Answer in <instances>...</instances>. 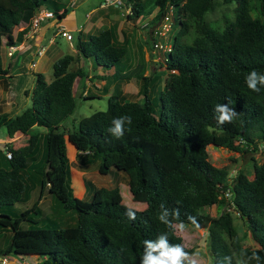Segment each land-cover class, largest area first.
Listing matches in <instances>:
<instances>
[{
    "label": "trees",
    "instance_id": "obj_1",
    "mask_svg": "<svg viewBox=\"0 0 264 264\" xmlns=\"http://www.w3.org/2000/svg\"><path fill=\"white\" fill-rule=\"evenodd\" d=\"M60 1L0 0V82L7 74L4 45L14 46L24 37L22 32L15 42V28L32 23L44 5L50 11L49 6H55L52 12L62 22L69 10ZM127 3L132 14L129 19L157 10L154 23L175 8L174 28L180 27L172 51L165 54L166 69L171 73L166 90L158 91L160 113L157 99L152 101L148 94L162 74L148 78L127 70L129 47L119 43L116 27L85 40L79 36L78 53L55 62L51 83L43 74H36L34 88L27 92L32 106L16 116L0 114V129H6L10 141L31 135V145L26 149L6 146L12 159L2 154L0 232L9 230L12 237L6 249L0 247V257H36L40 264H140L144 240L167 232L172 243L184 247L175 225L196 227L188 219L191 215L201 227L209 219L206 210L217 205L234 208L247 224L253 246L244 245L233 216L224 212L211 221L209 228L214 264H264V163H254L253 177L240 172L235 183L229 184V169L215 167L208 153L210 146L247 154L264 145V88L254 92L246 84L252 70L264 74V0ZM234 3V21L225 18V28L217 29L208 16L218 5L229 8ZM89 59L95 70L115 69L112 76L95 75L94 79H141L140 93L146 95V101H126L115 94L108 111L94 114L90 127L61 132L62 123L77 107V80L89 77L83 68ZM72 65H78L77 70L71 71ZM105 91L107 94L109 88ZM90 98L94 96L86 97ZM217 104H228L236 110L231 123L218 124L214 111ZM121 116H130L132 123L126 124L124 135L116 138L108 129L112 120ZM41 128L47 133H36ZM66 136L78 150L83 166L100 160L101 175H109L112 169L126 173L131 194L135 201L147 203L146 209H131L124 204L118 188L98 189L93 183L88 184L93 191L92 202L77 198ZM35 175L36 179L32 177ZM37 190L40 196L33 207L13 217L12 211L21 203H29ZM46 191L63 204L66 212L77 213L74 225L59 230L35 226L38 222L32 215L41 214L39 202ZM128 209L136 213L135 220L125 215ZM174 209L179 210V217L173 220L175 230H170L158 216L168 211L171 219ZM23 222L29 224L28 229H22Z\"/></svg>",
    "mask_w": 264,
    "mask_h": 264
},
{
    "label": "rangeland",
    "instance_id": "obj_2",
    "mask_svg": "<svg viewBox=\"0 0 264 264\" xmlns=\"http://www.w3.org/2000/svg\"><path fill=\"white\" fill-rule=\"evenodd\" d=\"M138 2L145 3L147 0H137ZM220 1V0H218ZM104 0H81L76 3L75 6H71L72 2L69 0H61L60 3L63 7L69 10V15L62 22L70 25L73 22L77 29L85 28L87 23L94 21V18L98 16L104 10L110 11L109 9H114V18L112 21L116 23L118 41L120 44H127L129 47V58L126 61L128 65L127 70L133 71L134 73H140L141 76L152 77L157 74H162L161 79L155 86V89L150 87L149 97L152 101L157 99V110L161 111V100L159 90L165 91L166 84L170 75V71L166 69L165 64V51L154 49V41L158 40V35L156 33L159 31L162 21L154 23L157 10H148L142 17H134L129 19L131 14L130 4L121 5L120 7H110L107 9H102L101 5ZM49 5V4H48ZM237 6L234 3L229 8L222 4L218 5L216 10L208 16V19L214 23V26L217 29L225 28V18L229 21H234L235 13L234 9ZM47 5H44L42 9L44 11H50ZM52 11H55V6H49ZM64 8V9H65ZM151 9V8H149ZM172 9V8H171ZM174 11V10H173ZM175 12V11H174ZM55 13V12H54ZM39 15V12L36 14V17ZM56 18L52 21L59 23V18L55 15ZM117 16V17H116ZM172 20L174 21L173 17ZM50 20H42L38 27H33L36 32L42 23H47ZM180 26H175L173 32L169 35L170 39H175L176 34L179 32ZM105 27L101 26L98 31L94 29L92 35H98L99 32L104 30ZM15 32V30H14ZM79 32L76 30L73 34V41H67L65 38H59L56 44L57 50L52 49V55L54 56L58 51L65 55H74V50L77 49V43L79 38ZM84 40L86 38H83ZM191 41L190 39L188 40ZM171 42V43H172ZM6 43V42H5ZM4 43V44H5ZM14 46L4 47L15 48ZM42 57L44 55L45 49L40 50ZM84 69L87 72L88 76L86 79H78L75 85L76 91V103L77 107L73 115L66 119L60 128L61 132H74L79 131L85 127H90V120L94 114L98 112H106L109 109L111 100L114 98L115 94H119L120 97H123V100L140 102L143 103L146 101V95L140 93L143 81L137 77H133L131 81H115L112 78L108 81H103L101 79H94L93 76H112L115 73V69L107 70L104 67L95 70L93 66V60L84 61ZM78 65H72L70 70H77ZM46 80L48 83H51L54 80V65L50 67L47 71ZM108 83V86L106 84ZM82 84V85H81ZM84 86V87H83ZM34 87V86H33ZM109 88L108 93L106 94V89ZM33 89V88H32ZM31 89V90H32ZM78 91L81 93L78 95ZM85 91L89 92L88 95L85 94ZM154 91V93H153ZM106 94V95H105ZM94 96V98L86 99V97ZM32 106V99L30 98L27 101V105L18 112L17 115L21 114L26 108ZM16 116V114L14 115ZM42 132L47 133L46 129H40ZM43 134V133H41ZM6 129H0V143L4 139H7ZM68 137V136H67ZM9 140V139H8ZM68 154L70 161L73 162V171H72V186L74 188V194L79 199H84L87 202L93 201V191L89 183H93L98 189H116L118 188L123 197V202L126 206L137 211H143L147 207L145 202H137L131 194L129 187V176L124 172H119L117 169H112L109 175H101L99 172V167L101 161L98 160L89 166H83L80 162L78 151L74 150L73 145L69 142L68 139ZM6 141V140H5ZM72 146H70V145ZM6 149V148H5ZM4 147L0 146V168L4 157L2 154L6 155V150ZM209 161L217 168H227L230 171V177L228 179L229 184H234L236 178L240 172H244L246 175L254 176V163L263 164L264 163V145L258 151L250 152L247 154H240L230 152L223 148H217L215 146L208 147ZM41 159V158H40ZM41 161V160H39ZM9 169V167H8ZM33 174V173H32ZM36 179L37 175L32 176ZM88 185V187H87ZM40 188V186H39ZM37 187V189H39ZM40 196V190L32 192L31 200L27 204H19L13 214V217H20L21 214L33 207L36 201H38ZM41 207V214H33L32 218L37 224L36 227H50L54 230L64 229L69 226H72L76 223L75 218L77 213L75 212H66L64 210L63 204L54 199L49 191L44 193L41 201L39 202ZM209 215V219L205 221L204 225L196 228L190 225H183V231H181V225H175L176 233L179 237L183 239V245L187 250H192L191 254L198 255L199 264H214L213 256L210 250V235L209 228L211 221L218 218L222 213L229 212L234 218V224L240 235L245 246H253V240L248 230L247 224L240 217V215L234 210L232 206L228 207H219L217 205L206 210ZM29 224L27 222L22 223V229H28ZM12 232L9 230H4L0 232V247L1 249H6L11 242ZM9 264H40L38 258L36 257H23L21 259L10 258Z\"/></svg>",
    "mask_w": 264,
    "mask_h": 264
},
{
    "label": "crops",
    "instance_id": "obj_3",
    "mask_svg": "<svg viewBox=\"0 0 264 264\" xmlns=\"http://www.w3.org/2000/svg\"><path fill=\"white\" fill-rule=\"evenodd\" d=\"M67 2H69V0H67ZM109 10L110 11L104 10L101 12L94 18L93 22L87 23L86 27L83 29H77L73 22L67 25L63 22H53L52 19L47 23H42L36 32L34 31L32 23H22L20 26L16 27L13 33L15 42L19 34L22 32L25 33L21 43H16L15 47L17 50L15 51L14 57L10 58L7 56L8 47H3L2 49L3 67L7 74L5 80L0 82V114L17 115L18 112L27 105V101L31 98L27 95V92L34 88L36 74L41 73L45 76L50 67L63 57L61 51H58L54 56L51 52L52 49H58L56 44L59 38H63L60 35L63 29L71 31L73 34L77 30L80 34L79 36L88 38L89 35H92L91 32L94 31V29H97V32L101 26H104L105 29L114 28L116 23L112 24V21H115L113 20L115 17V10ZM42 48L45 49V52L42 57H39V52ZM77 53L78 51L74 50L73 54L76 55ZM98 69H100V67ZM80 93L81 91H78L77 94L79 95ZM37 132L44 134L40 129L36 130V133ZM66 139L69 140L67 136ZM7 145L15 150L26 149L31 145V135H23L12 141L8 140L7 136V139H4L2 143H0V146H3L5 149ZM72 147L76 152V147L74 145Z\"/></svg>",
    "mask_w": 264,
    "mask_h": 264
},
{
    "label": "clouds",
    "instance_id": "obj_4",
    "mask_svg": "<svg viewBox=\"0 0 264 264\" xmlns=\"http://www.w3.org/2000/svg\"><path fill=\"white\" fill-rule=\"evenodd\" d=\"M246 84L249 89L254 92H259L261 88H264V74L258 73L256 70H252L246 77ZM217 122L220 125L225 123H231L237 116V112L234 108L229 107L228 104H217L214 108ZM132 123L130 116H121L112 120V126L108 131L120 138L124 135L125 125ZM163 207V205H161ZM125 215L130 220L136 219V213L131 209H128ZM169 212H161L158 219L168 229L175 230L173 227V220L179 217V210L174 209L171 213V219L169 218ZM189 221L199 227L198 221L194 216H188ZM183 225H181V231H183ZM258 259V257H255ZM140 264H199L198 255L190 254L181 244L172 243L169 240L167 232L159 234L155 239H146L143 241V254L140 257Z\"/></svg>",
    "mask_w": 264,
    "mask_h": 264
},
{
    "label": "built area",
    "instance_id": "obj_5",
    "mask_svg": "<svg viewBox=\"0 0 264 264\" xmlns=\"http://www.w3.org/2000/svg\"><path fill=\"white\" fill-rule=\"evenodd\" d=\"M81 0H71L72 5L75 6L76 3ZM127 0H104L103 4L101 5L102 9H107L110 7H120L121 5H126ZM172 8V9H171ZM170 11L166 14L164 19L161 22V26L159 28V31L156 33L158 35L159 41H154V49L156 50H164L165 54L170 53L172 51V40L170 39L169 35L174 30V21L172 20V17L174 19L175 15V8L171 7ZM174 10V11H173ZM56 18L55 13L52 11H44L40 10L39 15L33 18L32 20V26L38 27L42 20H51ZM60 35L65 38L67 41H73L74 36L71 31H67L63 29L60 32ZM17 48H8L7 56L12 58L15 55V51ZM42 55V52H39V56ZM85 94L87 95V91H85ZM7 157L9 159H12V153L9 151H6ZM228 196V194H227ZM10 258L7 257H0V264H9Z\"/></svg>",
    "mask_w": 264,
    "mask_h": 264
}]
</instances>
